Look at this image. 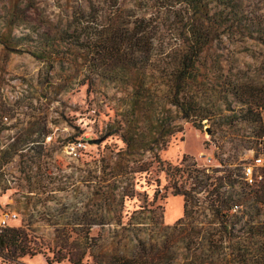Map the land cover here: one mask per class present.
Here are the masks:
<instances>
[{
	"label": "rangeland",
	"instance_id": "obj_1",
	"mask_svg": "<svg viewBox=\"0 0 264 264\" xmlns=\"http://www.w3.org/2000/svg\"><path fill=\"white\" fill-rule=\"evenodd\" d=\"M189 1L0 0V146L15 149L0 224L42 250L0 264H111L184 216L178 191L190 189L194 217L213 223L203 189L217 185L232 197L222 209L234 233L264 249V181L242 180L264 148V0ZM202 35L200 108L186 117L169 89ZM134 130L143 147L122 163V135ZM119 162L149 171L123 175ZM192 169L196 188L181 177Z\"/></svg>",
	"mask_w": 264,
	"mask_h": 264
},
{
	"label": "trees",
	"instance_id": "obj_2",
	"mask_svg": "<svg viewBox=\"0 0 264 264\" xmlns=\"http://www.w3.org/2000/svg\"><path fill=\"white\" fill-rule=\"evenodd\" d=\"M194 1H189V4L198 6ZM204 39L205 37L202 35L189 43L187 52L174 70L176 75L169 89L171 102L179 107L186 117L191 115L192 109L200 108L192 84L196 77V63L203 50ZM206 118L202 116L201 120ZM133 132L130 135L128 133L122 135L126 146L118 151L121 162L126 154L136 153L143 147V138L135 133V130ZM174 132L176 130L170 131L168 135ZM261 134L264 135V127ZM12 147L9 145L2 148L0 146V196L11 188L7 183L9 179L7 178L6 166L13 159L15 149L12 150ZM155 157L158 162H163L159 154H156ZM168 165L170 166V164ZM129 167V164L126 166L120 162L118 164L119 171L123 175L129 176L131 173L132 177H135L134 174L149 171L147 166L134 167L128 170ZM175 168L179 169L180 167L175 166ZM201 173L199 169H192L187 175L183 174L181 177L186 176L185 182L196 188L203 182ZM210 177L209 174L205 179L208 181ZM213 184V182L210 183L211 186ZM203 190L208 192L210 198L209 207L214 214L213 223H204L194 217L195 209L191 208V205L194 202L193 207H195L199 205V201L190 189H186L184 192L178 191L184 195L185 199L184 216L173 224L165 225L161 229L163 234L156 237L155 240L154 238L150 239V237L139 238L136 254L121 256L113 260L111 264H264V249L255 247L253 236L236 235L234 233L236 222L232 220L233 214L229 212V209L227 212L222 209L225 205L230 207L232 197L222 194L218 185ZM261 191L263 193L260 196L264 198V186ZM126 196L130 197L132 194L123 192L121 197ZM1 209L3 206L0 203ZM31 242L20 227H14L7 223L0 224V257L4 261L20 262L21 258L25 256H35L41 253V248ZM47 260L49 263L55 261L50 256L47 257ZM62 260L63 258H57L56 261L61 262ZM77 264L82 263L77 262Z\"/></svg>",
	"mask_w": 264,
	"mask_h": 264
},
{
	"label": "built area",
	"instance_id": "obj_3",
	"mask_svg": "<svg viewBox=\"0 0 264 264\" xmlns=\"http://www.w3.org/2000/svg\"><path fill=\"white\" fill-rule=\"evenodd\" d=\"M258 152L259 155L257 157L243 164L242 180L249 186H258L264 181V148H261ZM259 188L262 187L260 186ZM238 208L239 205L236 203L231 205V210L233 211H237Z\"/></svg>",
	"mask_w": 264,
	"mask_h": 264
},
{
	"label": "water",
	"instance_id": "obj_4",
	"mask_svg": "<svg viewBox=\"0 0 264 264\" xmlns=\"http://www.w3.org/2000/svg\"><path fill=\"white\" fill-rule=\"evenodd\" d=\"M208 131H210V130H208ZM97 142H100V140H97Z\"/></svg>",
	"mask_w": 264,
	"mask_h": 264
}]
</instances>
